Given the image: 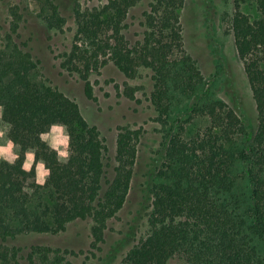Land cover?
<instances>
[{
    "label": "trees",
    "instance_id": "1",
    "mask_svg": "<svg viewBox=\"0 0 264 264\" xmlns=\"http://www.w3.org/2000/svg\"><path fill=\"white\" fill-rule=\"evenodd\" d=\"M148 2L143 33L130 42L131 11ZM43 20L60 30L67 20L55 0H47ZM186 0H109L93 8L73 6L77 32L61 68L78 75L84 94L96 101L90 77L112 62L128 79L150 73V102L165 133L164 156L153 175L148 234L122 264H264V0H237L231 32L257 112L252 136L237 111L207 90L198 62L184 43L182 11ZM254 7L252 19L243 8ZM83 8V10H82ZM8 27L0 35V107L14 127L11 138L38 155L52 174L44 187L28 183L20 170L0 163V264H74L84 254L47 245L15 244L35 235H59L77 221H90L89 254L101 253L109 224L125 207L131 191L142 129L118 127L113 164L107 147L80 106L42 75L41 62L21 41L25 15L9 5ZM137 88L124 96L136 101ZM182 117V118H181ZM204 119L193 137L187 126ZM69 127L73 155L59 164L39 143L49 124Z\"/></svg>",
    "mask_w": 264,
    "mask_h": 264
},
{
    "label": "rangeland",
    "instance_id": "2",
    "mask_svg": "<svg viewBox=\"0 0 264 264\" xmlns=\"http://www.w3.org/2000/svg\"><path fill=\"white\" fill-rule=\"evenodd\" d=\"M108 1L55 0L67 20L62 29L56 30L50 29L43 20V16L50 15L47 0H0V35L8 27L9 5H19L25 15L21 41L32 39L30 49L41 62L42 75L53 87L76 101L87 122L98 128L107 147V164L114 163L118 127L128 126L143 131L128 201L118 217L110 222L101 253L96 256L89 254L92 241L90 221L74 222L65 233L59 235H35L15 242L24 247L47 245L84 251V254L73 258L74 264H122L126 253L147 236L151 204L149 189L164 156L162 142L165 130L157 122L158 114L149 100L153 90L149 72L141 71L137 79H128L114 63H108L100 74L94 73L90 77L96 97V101H93L85 96L79 76L67 73L60 66L62 60L59 57L70 50L77 32L74 4L80 2L84 8H93ZM236 2L186 0L181 22L185 48L198 62L208 92L235 109L253 136L257 130L256 106L231 32ZM147 4L146 1L131 11L128 38L132 43L143 33L142 15ZM243 12L252 19L257 17L254 7H245ZM126 85L138 89V102L124 96ZM206 125L204 119L192 120L187 126V135L195 136ZM172 264L186 263L182 258H175Z\"/></svg>",
    "mask_w": 264,
    "mask_h": 264
},
{
    "label": "clouds",
    "instance_id": "3",
    "mask_svg": "<svg viewBox=\"0 0 264 264\" xmlns=\"http://www.w3.org/2000/svg\"><path fill=\"white\" fill-rule=\"evenodd\" d=\"M31 8V5H29ZM83 10V8H82ZM3 108L0 107V163L14 167L18 161L20 170L28 175V183L44 187L51 177L52 170L43 156L38 155L39 146L24 149L23 146L11 138L14 125L3 119ZM39 143L44 145L50 153L55 154L57 163H69L73 152L71 148L72 136L68 125L61 122L49 124L38 134Z\"/></svg>",
    "mask_w": 264,
    "mask_h": 264
}]
</instances>
